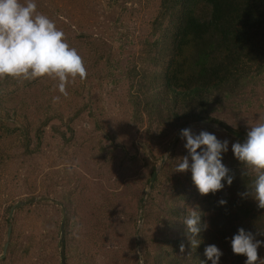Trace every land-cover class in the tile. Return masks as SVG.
Listing matches in <instances>:
<instances>
[{
    "label": "rangeland",
    "instance_id": "rangeland-1",
    "mask_svg": "<svg viewBox=\"0 0 264 264\" xmlns=\"http://www.w3.org/2000/svg\"><path fill=\"white\" fill-rule=\"evenodd\" d=\"M36 4L82 57L86 76L67 83V96L47 76L0 80V255L8 243L0 264H211L204 256L211 244L223 253L219 264H244L230 239L243 227L264 240V209L239 195L252 176L242 175L231 144L264 122V29H251L236 69L204 85L195 42L177 39L180 7L167 9L162 0ZM193 12L203 20L209 8L196 4ZM212 31L200 47L213 45L214 65L224 49ZM184 128L229 141L222 163L234 175L231 186L202 196L190 171H175L187 155ZM191 209L208 225L195 250L183 223ZM257 252L264 264V246Z\"/></svg>",
    "mask_w": 264,
    "mask_h": 264
},
{
    "label": "clouds",
    "instance_id": "clouds-1",
    "mask_svg": "<svg viewBox=\"0 0 264 264\" xmlns=\"http://www.w3.org/2000/svg\"><path fill=\"white\" fill-rule=\"evenodd\" d=\"M45 76L57 81L58 92L67 96V83L77 77L84 79L86 68L77 50L67 43L63 31L37 10L36 0H0V80ZM58 99L59 96L53 97ZM180 137L185 141L187 155L178 159L176 172L190 171L192 182L202 196L215 194L225 185L231 186L234 175L222 163L223 154L229 151L227 139L220 140L204 130L196 133L191 128L181 129ZM231 151L244 166L242 175L252 176L250 186L239 195L250 196L258 208L264 209V122L250 125L243 142H233ZM226 203L219 200L220 205ZM183 223L190 246L195 250L201 243L199 233L208 225L206 222L201 225V214L195 209L188 212ZM230 246L233 254L246 257L244 264H258L257 249L264 246V240L255 239L252 232L241 227L231 237ZM180 250L184 251L183 244ZM222 255L214 244L204 248V256L211 264H219Z\"/></svg>",
    "mask_w": 264,
    "mask_h": 264
},
{
    "label": "trees",
    "instance_id": "trees-1",
    "mask_svg": "<svg viewBox=\"0 0 264 264\" xmlns=\"http://www.w3.org/2000/svg\"><path fill=\"white\" fill-rule=\"evenodd\" d=\"M162 3L165 6L168 5L167 9L169 7L181 8L177 39L180 45L195 42L194 45L197 48L194 63L199 67L198 77L208 78L205 82L199 79L204 85L209 84L213 78L224 79L232 69H236L242 56L240 49L248 45L251 29H264V0H162ZM196 4H203L209 8L207 19L199 20L195 16L193 10ZM209 29L219 35L216 44L224 49L221 61L214 65L208 61L213 45L200 47V43L205 39L204 34ZM214 48L218 49L217 46ZM207 71L212 77L206 75ZM176 73L175 71L172 77L168 76L170 85ZM175 80L173 84H176ZM190 91L196 92V89L190 88ZM190 91L182 94L188 95Z\"/></svg>",
    "mask_w": 264,
    "mask_h": 264
},
{
    "label": "water",
    "instance_id": "water-1",
    "mask_svg": "<svg viewBox=\"0 0 264 264\" xmlns=\"http://www.w3.org/2000/svg\"><path fill=\"white\" fill-rule=\"evenodd\" d=\"M223 128L225 129V130H227V131H229V132H231L232 134H234V135H236L237 137H239V138H242V136H241V134L239 133V132H237V131H235L234 129H232V128H230V127H227V126H223ZM156 174H157V171H156V169H154L153 170V172H152V174H151V177H150V181H149V186H151V184H152V182H153V180H154V178H155V176H156ZM20 203L18 202V203H15V205L14 206H18ZM12 210V209H11ZM10 210V211H11ZM10 227H8V235H9V232H10ZM7 242L5 243V245H4V248H3V252H2V255H0V257H3L4 256V254H5V251H6V248H7ZM61 259H63V246H61ZM62 264H63V260H62Z\"/></svg>",
    "mask_w": 264,
    "mask_h": 264
}]
</instances>
